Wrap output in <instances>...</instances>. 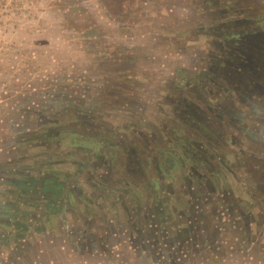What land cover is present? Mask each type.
Masks as SVG:
<instances>
[{"label": "rangeland", "instance_id": "obj_1", "mask_svg": "<svg viewBox=\"0 0 264 264\" xmlns=\"http://www.w3.org/2000/svg\"><path fill=\"white\" fill-rule=\"evenodd\" d=\"M120 7L0 0V240L21 219L39 264H264V113L238 129L228 73L264 0Z\"/></svg>", "mask_w": 264, "mask_h": 264}, {"label": "flooded vegetation", "instance_id": "obj_2", "mask_svg": "<svg viewBox=\"0 0 264 264\" xmlns=\"http://www.w3.org/2000/svg\"><path fill=\"white\" fill-rule=\"evenodd\" d=\"M239 32L238 34L241 38L233 42L232 52L229 50L231 46L230 44L222 43L224 44L222 49H224L225 53L229 52L228 55L232 53L231 57L233 58V63L231 69L228 70V73L233 71L236 72L237 75L241 74L240 80L243 84L242 89L244 96L242 99L244 102L237 110L235 109L233 111V116L235 117L234 121L237 122L235 125H237L239 130L245 128L247 124H250V126L255 129V127L258 128L261 126V121L257 116L264 113V109L259 105L261 102L260 100H264V44L260 43V45L257 44L253 47L248 41L252 40L249 36L254 33L262 40L264 39V23L259 22L258 26L251 29H245L244 32ZM227 34L231 33L227 32ZM254 52L260 55L250 62L249 55ZM216 58L218 61L222 62V73H225L226 55L219 54L215 56V59ZM251 99L255 100L254 106L252 105V102H249ZM259 139L262 140L263 137H260Z\"/></svg>", "mask_w": 264, "mask_h": 264}, {"label": "crops", "instance_id": "obj_3", "mask_svg": "<svg viewBox=\"0 0 264 264\" xmlns=\"http://www.w3.org/2000/svg\"><path fill=\"white\" fill-rule=\"evenodd\" d=\"M110 1L111 3L118 2L119 5L121 4L120 8H123L124 0ZM104 5H107L106 2H104ZM123 16L124 14L122 11L113 13L112 19ZM52 183L53 180L50 178L43 182V186L47 189ZM20 217L21 216H19V218ZM45 223L39 225L38 221L32 223L29 220L8 219L5 226H3L6 230L5 236L0 240L3 246V248L0 249V264H39V257L42 253L40 252V244L42 243V236H40L42 232L40 231L46 228ZM46 242L47 247L52 249L55 243L53 237L46 239ZM33 248H36V250L31 251ZM49 248L45 252H51Z\"/></svg>", "mask_w": 264, "mask_h": 264}]
</instances>
